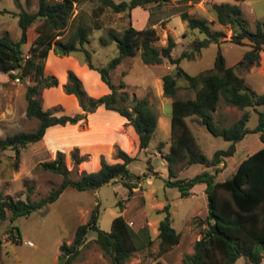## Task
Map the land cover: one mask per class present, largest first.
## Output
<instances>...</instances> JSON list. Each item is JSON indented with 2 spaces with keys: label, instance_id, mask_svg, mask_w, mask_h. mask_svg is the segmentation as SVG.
I'll list each match as a JSON object with an SVG mask.
<instances>
[{
  "label": "trees",
  "instance_id": "obj_1",
  "mask_svg": "<svg viewBox=\"0 0 264 264\" xmlns=\"http://www.w3.org/2000/svg\"><path fill=\"white\" fill-rule=\"evenodd\" d=\"M16 3L18 0H14ZM78 0H37L34 12L23 9L15 14L20 30L18 39L11 40L6 33L0 35V72L10 79L24 80L31 77V82L25 86V116L36 120V126L30 131H18L0 138V150L10 149L17 158L20 150L29 144L39 141L45 132L52 127L74 125L88 113L96 109L111 110L123 117L134 135L136 152L129 155L121 149H116L115 160L108 162L104 159L97 161L92 171L82 172L77 178L68 177L69 171L64 164V156L56 152L52 160L40 163L44 170L61 176L60 183L49 193L37 201L6 199L0 194V219L6 218L10 225L6 233L12 243L20 240L18 228L12 221L21 215L41 209L52 203L67 187L76 191L96 190L100 185L113 182L116 178L128 179L129 163L136 159V154L148 146L157 127L156 115L145 97H129L125 90L117 91V86L111 81L110 73L124 58L135 56L137 53L142 63L159 65L164 60L174 66V74L164 73L161 76L162 93L171 98L169 108L170 144L168 151L161 153L164 142L157 141L156 149L166 162V186L175 187L180 197H186L195 183L204 182V194L207 199L206 216L202 221L199 238L194 242L193 251L182 258L183 264H234L238 259H244V264H260L264 252V110L258 111V106L264 107V92L255 93L244 82L243 76L234 66H226L224 57L217 51L212 69L196 75L183 71L178 63L181 59H191L193 51L183 50L177 57L171 56L175 45L173 39L167 36L163 46H156L153 41L157 34L153 27L135 29L130 24L120 32L107 29L105 35H100L101 45L114 43L117 53L105 65L95 66L91 62L90 51L84 47L88 42L90 26L77 23L64 35L73 13V4ZM97 5L92 9L94 28H101L96 18L103 9L114 13L129 14L134 8L145 9L148 4H159L167 0H96ZM242 1V0H234ZM209 9L214 13V20L230 29L229 38L220 30H212L209 21L204 17L182 15L187 30H197L205 37L194 44V50L207 46L209 43L228 41L249 46L243 52L238 66L250 67L257 65L259 53L264 49V17L256 19L254 29L249 28L248 22L241 16V10L235 3H210ZM7 12L0 9V13ZM37 21L36 35L31 40L26 57H23L22 45L27 40L26 30ZM183 35L185 33L183 32ZM49 51L59 55L81 51L83 61L88 69L99 74L100 80L107 86L108 93L90 97L82 88L81 81L70 70L67 71V83L63 85L65 94L73 95L80 111L74 114L54 115L51 109H43L38 94L41 88L56 86L57 80L52 75H43L44 60ZM177 78L185 82V87L194 92L193 97L177 98L179 86ZM118 86L124 87L119 81ZM219 103L234 106L238 109L251 108L258 115L257 126L251 130L246 128L249 114L244 111L240 117L230 124L223 125L216 117ZM193 116L210 135L220 137L229 142L226 149L216 150L211 157L203 154L191 134L185 117ZM249 132H259L262 145L241 159L231 175L224 180H216L217 166L235 151V143ZM73 166L83 161L76 150L70 152ZM184 160V166L199 164L205 168H214L196 174L190 178H178L173 166ZM130 192L134 187L126 180L122 183ZM219 191L227 193L228 198L220 197ZM164 216L157 223L158 248L156 256L167 252L179 240L177 233L170 225L168 205L162 207ZM97 208L94 207L86 222L78 224L69 244L61 243L59 250L66 256L63 264H70L78 254L86 233H94L93 242L99 247L109 264H125L134 251L147 247L151 238L146 228L134 231L121 215L112 218L110 230L99 229ZM1 264V263H0Z\"/></svg>",
  "mask_w": 264,
  "mask_h": 264
},
{
  "label": "rangeland",
  "instance_id": "obj_2",
  "mask_svg": "<svg viewBox=\"0 0 264 264\" xmlns=\"http://www.w3.org/2000/svg\"><path fill=\"white\" fill-rule=\"evenodd\" d=\"M220 2L233 3L232 0H167L159 4H148L145 9L134 8L129 14L114 13L103 9L96 17L101 23V28L98 29L93 27L95 16L92 12L97 1L78 0L73 4V13L64 35L79 22L90 26L88 42L84 43V47L90 51L92 64L103 66L117 53L114 43L101 45L98 41V37L105 35L107 29L120 32L129 24L135 29L150 26L155 29L157 34V39L153 41L154 45L163 46L167 36L173 39L175 45L171 51L172 57H177L183 50L193 51L194 56L191 59L183 58L178 63V66L186 73L196 75L211 70L213 59L217 51H220L224 57L225 65L233 64L237 73L243 74L249 70V67H237V62L243 52L249 48L248 45L225 41L217 44L209 43L195 51V42L202 40L205 36L197 30H187L185 27L186 22L183 20V14L204 17L207 20L213 18L208 20L210 29L224 32V39L227 40L231 32L229 27L218 24L214 20V13L209 9L210 3ZM235 2V4H239L241 16L253 30L254 21L264 17V0ZM36 8L37 0H18L17 3L14 0H0V9L7 11L0 13V35L6 33L11 40L18 39L20 30L15 14L20 9L34 12ZM36 24L37 21L26 30L27 40L22 45L23 54L27 53L28 46L36 35ZM262 51L264 54V49ZM84 64L81 51L70 52L66 55H59L53 51L48 52L44 60L43 75L54 76L57 84L40 89L38 98L43 109H51L54 115H71L80 111L76 98L63 91V85L67 83L68 70L78 77L88 96L97 97L106 93L96 88L98 81L95 79L88 78L82 82L81 75H83L82 66ZM257 65L256 68H258ZM255 72L253 70L247 79L250 83H255L253 90L255 93H262L264 92L261 90L264 88V81L259 84L260 77ZM164 73L174 74V66L166 60L159 65L144 64L138 53L133 57L124 58L110 73L111 81L117 86V91L125 90L129 97H145L156 115L157 127L153 138L146 149L138 152L136 159L127 166L131 174L130 177L128 179L116 178L115 181L102 184L93 191H76L67 187L54 202L27 215L17 216L12 221L20 234V240L17 243H12L9 239L10 235L6 233V229L10 225L7 214L6 218L0 219L1 264H63L66 256L59 250V245L63 242L66 244L71 242L76 226L86 222L94 207L97 208L96 224L103 231L110 230V222L117 215H121L136 232L146 228L152 240L150 245L134 251L125 264H183L182 258L192 253L194 242L199 238L201 223L206 216L207 199L205 194L197 192L198 186L202 182L195 183L192 193L186 197H180L175 187L166 186L164 183L167 179L166 162L156 149L159 139L170 141L168 116L170 106L168 102L171 101V98L162 93L161 76ZM30 80L31 77H26L24 80L10 79L6 74L0 72V138L18 131H30L36 126V120L27 118L24 112V90L25 86L31 82ZM119 81L124 83V87L118 86ZM177 84L179 88L175 97L194 96V92L185 87V82L181 78H177ZM102 110L104 109H96L88 113L74 125L48 129L45 136L46 142L42 137L39 141L29 144L20 150L17 158L14 157L13 151L10 149L0 150L1 196L11 200L29 201H37L45 197L51 189L60 183L61 176L44 170L40 163L52 160L56 152L63 154L65 167L69 171L68 177L72 179L77 178L82 172L95 169L99 159L113 162L116 149L134 155L136 152L134 135L127 121L121 116V119H117L118 117L109 118L103 125H98L95 131L100 130L99 127L103 126L101 133L99 131L92 132L96 144H99L100 141L102 143L103 141L99 139H106V136L112 138V144H109L111 145L109 155L100 154L98 157H92L90 151L81 150L77 146H72L69 149H57L60 142L65 143L78 136L75 125L85 128L88 118ZM257 110L262 111L264 107L258 106ZM244 111L249 114L246 128L251 130L258 123V115L251 108L241 110L219 103L216 117L221 124L227 125L238 119ZM194 119L196 120L195 117ZM197 125L198 122L193 126L194 128H191V134L200 151L208 158L216 150L227 148L229 142L210 135L201 125L198 127ZM70 144L68 142L65 145L68 148ZM260 145L259 132L247 133L245 138L236 145L234 153L224 159H227V169L224 172H219L220 174L215 173L218 181L229 177L233 167H236L241 159L255 151ZM74 149L78 156H82L84 159L76 166H73L70 157V152ZM167 151V148L161 149V153ZM185 167L184 160L174 164L173 169L178 178H190L207 170L199 164L189 165L186 169ZM211 171H214L213 167ZM124 180L134 186L130 192L122 184ZM218 195L228 198L224 191H219ZM164 205H168L170 225L179 233V240L167 252L157 257V223L164 216V212H161ZM93 238L94 233L88 231L78 254L70 264H109V260L103 256L99 247L93 242ZM262 255L260 264H264V252ZM234 264H244V259L240 258Z\"/></svg>",
  "mask_w": 264,
  "mask_h": 264
},
{
  "label": "crops",
  "instance_id": "obj_3",
  "mask_svg": "<svg viewBox=\"0 0 264 264\" xmlns=\"http://www.w3.org/2000/svg\"><path fill=\"white\" fill-rule=\"evenodd\" d=\"M232 1H233V3H236L234 0H232ZM238 6H239V4H238ZM211 19H213V18H210L208 20H211ZM262 52L263 51H260V53H259V61H258L259 63L257 65L258 68H256V65L250 66L248 71H245L243 74H241L243 76V79H244L245 84L247 86H249L252 90L255 89V86H254L255 83L254 82L253 83H250L248 81L247 77H248V75H250V74L253 73V70H255L256 71L255 73L260 77L259 78V82H260L259 84H262V82L264 81V54ZM232 65H229V66H232ZM82 67H83L82 68V74L83 75L80 74L81 75L82 82L83 81H86L88 78L95 79V81H98V84H96V88L97 89H100V90H103L104 92L108 93L107 92L108 91L107 86L100 80L99 74H97L93 70L88 69L85 64ZM84 76H86V77H84ZM88 87H89V85H88ZM261 90L264 91V88L261 89ZM106 93H104V94H106ZM168 103L170 104V101ZM113 117L114 118L118 117L117 119H121V117L119 115H117L116 112L114 113V111H111V110H102L100 112L95 113L94 115H91L88 118V120H87V126H85V128L80 127L78 125H75L76 126V132L78 133V136L75 137L74 139H72L71 141H68V142L71 143L70 146L67 148L66 147L67 145H65V144H67L68 142H65V143H61L60 142L59 143V147L57 149H69L72 146H77L81 150H88V151H90L91 154H92V157H94V156L98 157L100 154H102V155H109V153H110V149L109 148H111L110 147L111 145H109V144H112V138L110 136H108V137L106 136V139L105 138L104 139H99V140H102L103 141L102 143L100 141L99 144H96V143H94L95 139L92 136V132H94L95 129L98 128L97 127L98 125L99 126L100 125H103V123L106 122V120H109V118H113ZM169 123H170V119H169ZM185 123L187 124L189 130L191 131V128H194L193 126L196 125L197 122H196V120L194 119L193 116H188V117H185ZM198 126H200V125L198 124L197 127ZM99 128H100V130H97L95 132H98L99 131V133H101L102 128H104V127L101 126ZM169 130H170V126H169ZM46 134H47V132H45V134L43 135L44 141H45ZM244 138H245V136L241 140H239L238 142H236L235 143V147ZM159 140L165 142L164 145H163V147H162V149L167 148V150H168L170 141L166 142V139H159ZM261 145H262V143H261ZM123 149L125 150V147H123ZM158 154L160 155L159 152H158ZM238 163H237V165H238ZM186 168H187V166L185 167V169ZM217 168H218L217 174H220L222 171L224 172L227 169V159L224 160L223 163H220L217 166ZM233 168H234L233 169V171H234L236 167H233ZM206 171H208L210 174H213L215 172V169H214V171H211V168H207ZM233 171H231L229 174L231 175V173ZM215 179L218 180L217 177H216V175H215ZM204 188H205V183L204 182L200 183V185L198 186V191L197 192H199L201 194H204ZM192 189H193V187L190 189L189 195L192 193Z\"/></svg>",
  "mask_w": 264,
  "mask_h": 264
},
{
  "label": "built area",
  "instance_id": "obj_4",
  "mask_svg": "<svg viewBox=\"0 0 264 264\" xmlns=\"http://www.w3.org/2000/svg\"><path fill=\"white\" fill-rule=\"evenodd\" d=\"M23 57H26V54L23 55ZM18 78H15V80H17Z\"/></svg>",
  "mask_w": 264,
  "mask_h": 264
}]
</instances>
